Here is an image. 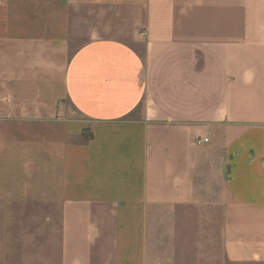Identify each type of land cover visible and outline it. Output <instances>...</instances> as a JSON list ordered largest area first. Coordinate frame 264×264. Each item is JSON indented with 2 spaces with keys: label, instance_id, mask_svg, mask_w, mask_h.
<instances>
[{
  "label": "crops",
  "instance_id": "1",
  "mask_svg": "<svg viewBox=\"0 0 264 264\" xmlns=\"http://www.w3.org/2000/svg\"><path fill=\"white\" fill-rule=\"evenodd\" d=\"M0 1V264H264V0Z\"/></svg>",
  "mask_w": 264,
  "mask_h": 264
},
{
  "label": "built area",
  "instance_id": "2",
  "mask_svg": "<svg viewBox=\"0 0 264 264\" xmlns=\"http://www.w3.org/2000/svg\"><path fill=\"white\" fill-rule=\"evenodd\" d=\"M206 142H208V139H207V138L204 139V140H199V141H198V143H206Z\"/></svg>",
  "mask_w": 264,
  "mask_h": 264
},
{
  "label": "rangeland",
  "instance_id": "3",
  "mask_svg": "<svg viewBox=\"0 0 264 264\" xmlns=\"http://www.w3.org/2000/svg\"><path fill=\"white\" fill-rule=\"evenodd\" d=\"M0 5H1V7H3L2 1H0Z\"/></svg>",
  "mask_w": 264,
  "mask_h": 264
}]
</instances>
